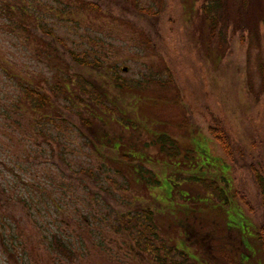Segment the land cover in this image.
<instances>
[{
	"label": "rangeland",
	"instance_id": "rangeland-1",
	"mask_svg": "<svg viewBox=\"0 0 264 264\" xmlns=\"http://www.w3.org/2000/svg\"><path fill=\"white\" fill-rule=\"evenodd\" d=\"M92 1L101 11H82L78 26L68 29L70 45L93 58V67L74 62L62 45L47 39L59 47L77 81H93L102 92L101 83L112 75L130 85L129 92L107 98V109L77 84L80 112L108 136L100 141L79 112L65 109L80 130L63 128L64 144L52 150L54 164L35 169L49 202L63 198L59 229L74 253L68 259L44 242L45 234L58 229L54 207L31 214L17 198L12 164L20 159V147L39 145L40 139L25 134L21 143L22 132L9 129L0 135V151L12 160L10 169L0 165L10 187L0 229L13 252L0 238V264H264L256 185L250 175L241 185L210 131L222 120L247 159L256 165L259 157L264 164V23L245 42L238 34L225 36L217 52L201 10L207 0ZM227 1L238 9L237 0ZM15 40L0 29V52L5 53L1 45L10 46L20 57L22 46L11 45ZM10 90L0 83L1 94ZM115 141L121 142L116 150ZM62 148L68 161L57 156ZM146 209L153 211L152 222ZM36 219L47 228L36 226Z\"/></svg>",
	"mask_w": 264,
	"mask_h": 264
},
{
	"label": "trees",
	"instance_id": "trees-1",
	"mask_svg": "<svg viewBox=\"0 0 264 264\" xmlns=\"http://www.w3.org/2000/svg\"><path fill=\"white\" fill-rule=\"evenodd\" d=\"M233 3H239L238 9H230L227 0H207L201 9L205 19L209 21L210 35L217 52L221 51V40L225 36L238 34L242 42H245L248 35L258 36V33L261 32L260 26L264 23V0H237L236 3L235 1ZM84 10L99 12L101 7L92 0H0V29L16 39L11 45L22 46V54L17 57L14 53L9 52L10 46L1 45L5 53L0 52V83H3L4 86H11L12 90L9 95L5 94L4 96L0 93V135L9 129L15 131L19 129L22 132H18L21 143L26 142L25 134L29 135V139L32 136L35 139H40L39 145H33L34 143L31 144L29 141L30 143L20 147L21 155L20 159L16 158V164H12V160L7 155L6 160L0 151V165L11 163L15 168L14 175L18 178L17 186H15L17 187L15 188L16 196L31 214L43 209L55 208L54 212L57 214L52 223L56 224L58 229L45 234L44 242L49 249L68 259L72 258L74 252L63 231L59 229L64 220L62 218L60 220L58 215H63L61 213L64 206L61 200L63 198L59 197L52 203L49 202L50 196H46L44 193L46 185L38 180V173L35 172L36 166L54 164L50 158L52 155L54 157L52 153L54 144H56L57 150L64 144L63 128L69 129L70 125L78 128L75 126L76 124L65 117V109L79 112L83 125L100 141L108 136L106 132H104L105 134L97 132L93 118H86L80 112L82 98H80V102L76 100L77 91H79L76 87L77 84H81L80 90L84 89V91L92 93V99H95L93 101L96 104L105 105L107 109H111L106 105L107 98L121 99L120 92L127 95L130 88V85L120 83L118 80L113 81L112 75L111 79L108 78V73L103 74V77L108 78L109 81L101 83L104 87L102 92L93 81H85V83L77 81L76 78H73L75 74L70 71V66L59 47L47 39L49 37L62 45L74 62L88 68L93 67L94 59L87 54L82 56L79 49L69 43L71 31L68 28L78 26L81 20L79 15ZM34 43L36 44L35 48L32 47ZM29 57H34L33 61ZM95 60L99 61L100 59L95 58ZM41 63L45 64L43 69L38 68ZM119 71L118 67H115V72ZM113 72L111 74H114ZM121 105H123L122 101ZM113 113L108 112L112 120L115 119ZM123 114L125 115V113ZM210 131L223 148L237 177H240L241 185L248 184V175L252 177L256 185L255 197L260 199L258 206L261 207L262 216L258 234L264 249V164L259 157L256 165L247 159L246 153L240 145H237V138L222 120H219L216 125L213 123ZM159 142L162 144L161 141ZM118 143L121 144L120 141H115L111 147L116 150ZM166 145L163 143L162 149ZM50 147L51 149H48ZM167 148L171 149V146L169 145ZM57 156L68 161V156L63 148ZM124 156L128 157L127 154ZM118 158L121 162L125 161L120 156ZM10 168L8 164V169ZM138 171V173L141 172ZM9 188L0 176V209L10 207L6 206V194ZM38 192L41 193L40 196H38ZM145 212L147 218L152 222L153 211L146 209ZM130 221L129 218L126 223H130ZM35 224L42 230L47 228L45 222L37 219ZM144 225L149 231H152L155 226L153 223ZM192 234L190 232L188 236H192ZM11 237L17 239L15 233H12ZM0 238L6 250L12 253L13 249L2 229H0ZM206 238L203 245L208 243ZM147 240L148 237L144 236V241ZM211 242L213 245L214 240L211 239ZM19 244H23V241H20ZM143 248L149 247L143 246Z\"/></svg>",
	"mask_w": 264,
	"mask_h": 264
}]
</instances>
